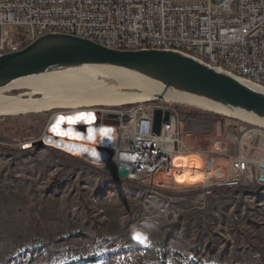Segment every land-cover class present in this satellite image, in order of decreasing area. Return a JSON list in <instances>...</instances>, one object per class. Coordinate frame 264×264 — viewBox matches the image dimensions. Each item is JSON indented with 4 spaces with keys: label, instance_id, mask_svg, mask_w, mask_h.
Wrapping results in <instances>:
<instances>
[{
    "label": "rangeland",
    "instance_id": "rangeland-1",
    "mask_svg": "<svg viewBox=\"0 0 264 264\" xmlns=\"http://www.w3.org/2000/svg\"><path fill=\"white\" fill-rule=\"evenodd\" d=\"M13 32L0 30V41ZM68 112L0 118V264H264V189L217 186L240 154L260 151L264 160V138L244 139L264 130L215 115L184 118L189 149L225 147L226 157L209 155L225 179L213 174L206 194L203 175L193 187L166 175L140 185L49 143L52 116Z\"/></svg>",
    "mask_w": 264,
    "mask_h": 264
},
{
    "label": "built area",
    "instance_id": "built-area-1",
    "mask_svg": "<svg viewBox=\"0 0 264 264\" xmlns=\"http://www.w3.org/2000/svg\"><path fill=\"white\" fill-rule=\"evenodd\" d=\"M8 26L14 32L4 34L0 56L19 52L45 35L62 34L112 50L181 52L264 87V0H205L192 4H177L174 0H0V29L4 32ZM176 106L156 101L125 108L75 110L54 114L51 122L60 115L78 116L79 112L94 117L93 123L83 121L74 127L78 134L93 130L96 139L76 142L85 144L89 152H97L99 159L94 160L125 167L129 172L127 181L140 185H150L158 175L173 178L176 158L199 156L204 166L203 190L208 194L215 186L213 174L225 179L222 171L212 172L209 155L226 157L225 147L218 143L213 150L189 149L186 139L191 134L184 132V118ZM157 111L163 114L158 136L153 134ZM52 126V137L47 141L58 146ZM230 161L231 175L217 186L264 189L260 151L253 157L242 153Z\"/></svg>",
    "mask_w": 264,
    "mask_h": 264
},
{
    "label": "water",
    "instance_id": "water-1",
    "mask_svg": "<svg viewBox=\"0 0 264 264\" xmlns=\"http://www.w3.org/2000/svg\"><path fill=\"white\" fill-rule=\"evenodd\" d=\"M76 73L105 75L113 88L105 90ZM39 83L78 95L71 102L74 106H55L42 113L125 108L164 101L264 130V87L177 51L112 50L93 41L48 34L19 52L0 56V94H13L10 96L36 105L43 98L30 92ZM29 114L36 113L0 112V118ZM162 119V112L157 111L154 135H160ZM164 119L168 121V114ZM84 158L119 180L129 178L128 170L119 164L94 160L88 155Z\"/></svg>",
    "mask_w": 264,
    "mask_h": 264
},
{
    "label": "bare ground",
    "instance_id": "bare-ground-1",
    "mask_svg": "<svg viewBox=\"0 0 264 264\" xmlns=\"http://www.w3.org/2000/svg\"><path fill=\"white\" fill-rule=\"evenodd\" d=\"M76 75L86 81H91L95 85L102 86L105 90H110L113 88L110 85L109 79L105 75L99 74H88V73H76ZM250 83V82H249ZM30 94L40 95L43 98L41 103L36 105L31 104L29 101H23L20 98L3 96L0 94V112H30L34 113H42L47 112L54 108L55 106H74V100L78 97L73 92L65 91L64 89H60L58 86L48 85L46 83H39L37 85H33L31 87ZM81 112L78 113L80 115ZM63 116V115H60ZM70 116V115H69ZM64 116V117H69ZM77 114H74L70 117H76ZM91 123L94 122L95 118L91 117ZM58 121V117L54 120L53 125H55ZM80 122L77 121L75 124H69L67 121L60 124V131L64 133V135H56L57 141H59V146H63V148L67 149L71 147V150L78 151V155H89L92 159H99V155L97 152L92 151L89 152L86 145H83V149L79 148L82 144H78L76 141L88 142L93 141L95 138L94 131L91 129H87L84 134H78L77 128L74 125H78ZM264 138V133L258 130H253L248 132L245 135L244 139L247 137L248 140L255 141L259 135ZM84 151V153H82ZM175 170L173 171V180L176 184L181 186L193 187L199 182L202 181V168L203 162L199 156H190V157H179L174 160ZM179 178V179H178ZM182 181V182H181ZM195 181V182H193ZM199 185V184H198ZM197 186V185H196Z\"/></svg>",
    "mask_w": 264,
    "mask_h": 264
},
{
    "label": "snow or ice",
    "instance_id": "snow-or-ice-1",
    "mask_svg": "<svg viewBox=\"0 0 264 264\" xmlns=\"http://www.w3.org/2000/svg\"><path fill=\"white\" fill-rule=\"evenodd\" d=\"M91 119L92 118L90 117V115H85V114H80V115H78L76 117H67V118L61 116V117L58 118L57 123L52 126L51 131L54 134H57V135H64V133L60 131V124L61 123H64L65 121H67V123H69V124H75L77 121H86L88 123H91ZM193 182H195V181H193ZM135 239L137 241L143 242L144 237H142L140 234H137L135 236Z\"/></svg>",
    "mask_w": 264,
    "mask_h": 264
},
{
    "label": "trees",
    "instance_id": "trees-1",
    "mask_svg": "<svg viewBox=\"0 0 264 264\" xmlns=\"http://www.w3.org/2000/svg\"><path fill=\"white\" fill-rule=\"evenodd\" d=\"M179 114L182 116V118H187V119H200V118H204V117H215L212 114L191 108V107H187V106H176ZM165 259V255L163 256ZM94 263L96 262V258H89L86 259L84 261H81L80 264L82 263Z\"/></svg>",
    "mask_w": 264,
    "mask_h": 264
},
{
    "label": "crops",
    "instance_id": "crops-1",
    "mask_svg": "<svg viewBox=\"0 0 264 264\" xmlns=\"http://www.w3.org/2000/svg\"><path fill=\"white\" fill-rule=\"evenodd\" d=\"M1 30V29H0Z\"/></svg>",
    "mask_w": 264,
    "mask_h": 264
}]
</instances>
